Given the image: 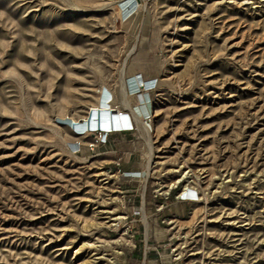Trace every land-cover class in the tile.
Listing matches in <instances>:
<instances>
[{
	"label": "rangeland",
	"instance_id": "rangeland-1",
	"mask_svg": "<svg viewBox=\"0 0 264 264\" xmlns=\"http://www.w3.org/2000/svg\"><path fill=\"white\" fill-rule=\"evenodd\" d=\"M0 264H264V0H0Z\"/></svg>",
	"mask_w": 264,
	"mask_h": 264
},
{
	"label": "bare ground",
	"instance_id": "bare-ground-1",
	"mask_svg": "<svg viewBox=\"0 0 264 264\" xmlns=\"http://www.w3.org/2000/svg\"><path fill=\"white\" fill-rule=\"evenodd\" d=\"M129 10V8H126V11H128ZM124 77H125V70H121V72H120V76H119V91H120V102L122 103V105L124 106V107H126V109L127 108H129V106H130V103H129V96H128V94H127V92H126V84H125V80H124ZM144 83V82H143ZM147 84H150V83H147ZM140 85H142L143 86V84H139V79H135V81H132V86L131 87H133V88H136V87H138V86H140ZM144 85H145V83H144ZM132 113H133V116H134V118L137 120L136 122L138 123V125H142V122L140 121V119L138 118V116H137V114L135 113V112H133L132 111ZM119 115V114H118ZM145 131L148 133V139H147V143H148V160H147V170H150V169H152V167L155 165L154 163H155V161H154V156H153V154H154V147H153V144H152V142H151V140H150V132H149V130L146 128V126H145ZM192 173V172H191ZM192 176H191V174L189 173V171H184L183 173H182V175H181V179H183V180H185V184H184V186L185 187H187L190 183H191V181H190V178H191ZM190 186V185H189ZM186 194L187 195H192L193 194V192H192V190H190V192L189 191H187L186 192ZM116 220H119L120 219V216H117L116 218H115Z\"/></svg>",
	"mask_w": 264,
	"mask_h": 264
}]
</instances>
